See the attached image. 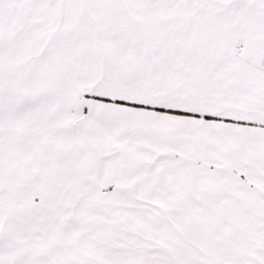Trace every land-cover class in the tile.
<instances>
[{
	"label": "snow or ice",
	"instance_id": "6c2138e0",
	"mask_svg": "<svg viewBox=\"0 0 264 264\" xmlns=\"http://www.w3.org/2000/svg\"><path fill=\"white\" fill-rule=\"evenodd\" d=\"M0 264H264V0H0Z\"/></svg>",
	"mask_w": 264,
	"mask_h": 264
}]
</instances>
